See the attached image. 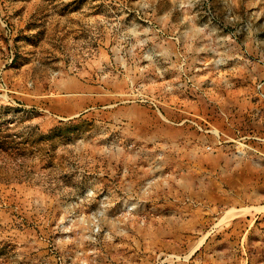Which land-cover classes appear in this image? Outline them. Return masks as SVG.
I'll return each instance as SVG.
<instances>
[{
  "label": "rangeland",
  "instance_id": "rangeland-1",
  "mask_svg": "<svg viewBox=\"0 0 264 264\" xmlns=\"http://www.w3.org/2000/svg\"><path fill=\"white\" fill-rule=\"evenodd\" d=\"M262 93L264 0H0V264H264Z\"/></svg>",
  "mask_w": 264,
  "mask_h": 264
},
{
  "label": "crops",
  "instance_id": "crops-1",
  "mask_svg": "<svg viewBox=\"0 0 264 264\" xmlns=\"http://www.w3.org/2000/svg\"><path fill=\"white\" fill-rule=\"evenodd\" d=\"M237 218V217H236ZM234 218L233 220H235ZM206 242H202L194 247L193 251L190 252L189 257L197 256L198 258L202 256V249L205 248ZM206 249V248H205ZM206 258L209 259L207 261H200V264H223L220 261V252H211L206 255Z\"/></svg>",
  "mask_w": 264,
  "mask_h": 264
},
{
  "label": "trees",
  "instance_id": "trees-1",
  "mask_svg": "<svg viewBox=\"0 0 264 264\" xmlns=\"http://www.w3.org/2000/svg\"><path fill=\"white\" fill-rule=\"evenodd\" d=\"M5 138H6L5 140H9L10 136H9V135H7Z\"/></svg>",
  "mask_w": 264,
  "mask_h": 264
},
{
  "label": "built area",
  "instance_id": "built-area-1",
  "mask_svg": "<svg viewBox=\"0 0 264 264\" xmlns=\"http://www.w3.org/2000/svg\"><path fill=\"white\" fill-rule=\"evenodd\" d=\"M261 96L264 97V93H262Z\"/></svg>",
  "mask_w": 264,
  "mask_h": 264
}]
</instances>
